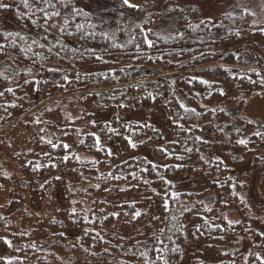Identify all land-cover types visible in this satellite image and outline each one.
<instances>
[{
  "label": "trees",
  "instance_id": "trees-1",
  "mask_svg": "<svg viewBox=\"0 0 264 264\" xmlns=\"http://www.w3.org/2000/svg\"><path fill=\"white\" fill-rule=\"evenodd\" d=\"M103 1L110 4L107 9L92 11L77 0H51L60 16L46 22L41 9L48 14L53 9L43 0H28L30 8L22 0H0V19L11 26L0 29V132L19 113L31 110L19 121L34 146L20 155L27 157L21 163L24 172L49 176L50 185L65 168L75 183L90 181L94 195L151 190V229H143L146 212L141 201L113 205L94 198L86 219L82 209L69 204L59 210L64 219L60 214L45 217L31 230L12 232L18 203L12 198L0 206V232L10 236L14 254L6 256L8 240L0 236V264H180L187 240L202 242L216 261L203 259L197 251L185 264H262L264 198L252 203L249 186L244 187L214 155L210 141L199 136V123L236 155L264 148V122L229 115L224 108L236 101L241 106L246 97L264 92V23H254L248 10L224 13L214 23L167 7L170 22L154 27L156 13L150 4ZM221 85L230 87L233 96L224 99ZM176 89L188 101L186 106L178 101ZM152 91L166 102L174 131L171 141L154 146L166 164L155 166L142 155L113 164L105 143L114 130L124 155L133 143H156L160 135L147 122H100L95 129L91 113L83 110L84 98H90L94 108L115 105L124 110L138 92L146 112ZM57 94L70 95L49 99ZM75 107L78 116L68 118L66 113ZM190 172L207 187L173 191V180ZM242 175L264 176L263 158L254 155ZM4 178L0 174V181ZM66 225L77 235L66 236ZM54 242L66 246L69 261L50 250Z\"/></svg>",
  "mask_w": 264,
  "mask_h": 264
},
{
  "label": "rangeland",
  "instance_id": "rangeland-1",
  "mask_svg": "<svg viewBox=\"0 0 264 264\" xmlns=\"http://www.w3.org/2000/svg\"><path fill=\"white\" fill-rule=\"evenodd\" d=\"M77 3L81 7L92 11L107 9L110 6V4L103 0H77ZM127 3L134 6H140L145 3L150 4L152 10L156 13L154 27L158 25L164 27L170 22V16L165 13L167 7L168 9L171 7L184 9L193 20L197 18L209 19L214 23L224 13L234 14L238 11L248 10L253 14L254 23L258 21L264 23V0H128ZM8 28H11V26L5 20L0 19V29L6 30ZM198 76L210 81L217 80L214 76L203 74H198ZM221 90L224 99H229L234 94L233 90L225 85H221ZM78 93L81 94L80 92ZM69 95L57 94L49 99L59 100ZM175 95L183 106L188 104V101L181 95L178 89H176ZM243 101L241 106L238 104V101L231 104L225 103L224 108L226 109V113L229 115L237 113L243 119L264 122V92L258 91L252 96L246 97ZM73 109L66 113L70 119L76 118L79 114L78 108L75 107ZM83 110L91 113V122L95 129H97L100 122L112 121H116L117 124L132 121L137 123L147 122L157 129L161 138L160 141L156 143H133L135 146L127 155L122 153L117 133L114 130L108 136L105 143L106 149L112 157L113 164L135 155L144 156L155 166H164L166 164L165 158L158 156L154 151V146H163L164 143L171 141L174 137L173 128L167 121L169 109L161 95L154 91L150 93V106L146 112H143L141 109L138 92L132 95L128 108L124 110H118L115 105L94 108L90 102V98L87 96L84 98ZM30 111L19 113L0 132L2 134L0 139V174L5 177L4 182L0 181V206L6 205L12 198H16L18 202L11 218L10 229L12 232L31 230L34 226H38L45 217L54 218V216L60 214L59 210L69 204L72 207L82 209L84 211L83 217L86 219L88 213L91 211L94 198L104 200L113 205L115 203L141 201L142 207L146 212L143 229L144 231L151 229L153 218L152 211L149 208L151 190L145 189L142 193L123 194L121 196L111 193L94 195L89 190L90 181L84 184L78 181L75 183V178L65 168L56 173L55 181L50 185L46 181L49 176L30 175L24 172L21 168V163L27 161V157L20 155L33 150L34 146L29 133L19 124V121L24 119ZM199 126L202 129L199 136L210 141L214 155L219 157L226 166L230 167L233 171L232 173L239 176L241 181L244 182V187L249 186L247 188L250 191L247 190V192L249 191L252 203L257 205L261 203V200L264 198V176L257 177L256 175H252L254 176L252 177L242 174L250 169L251 159L254 155H260L264 160V148L259 149L257 152L248 150L236 155L227 149L224 144H221L207 134L205 127L201 123H199ZM2 142H5L7 145L5 148L2 147ZM4 149H6L8 154L9 152L11 153L9 154L10 156ZM77 156L89 158V155L86 153H77ZM206 187L204 180L193 172L184 173L173 180V191L175 192L200 191ZM242 197H246V192L242 193ZM92 216L93 213H90L91 218ZM59 217L64 219L61 214ZM227 218L230 221H236L235 215L227 214ZM62 232L70 238L77 235V231L68 225L63 227ZM0 236L8 240L9 247L6 256L11 257L14 254V244L10 240V236L7 232H0ZM49 248L63 262L69 261V252L65 245L54 242L49 245ZM197 251H199L203 259L216 261L214 253L205 248L202 242L187 240L180 264H185L189 254Z\"/></svg>",
  "mask_w": 264,
  "mask_h": 264
},
{
  "label": "snow or ice",
  "instance_id": "snow-or-ice-1",
  "mask_svg": "<svg viewBox=\"0 0 264 264\" xmlns=\"http://www.w3.org/2000/svg\"><path fill=\"white\" fill-rule=\"evenodd\" d=\"M40 0H37V3H39ZM43 2L49 7V8H52L53 11L48 14L46 9H41V11H44L45 12V15L43 17V19L47 22L49 21L50 19L54 18V17H59L60 16V12L58 11H55V6L51 3V0H43ZM128 0H125V3H127ZM22 3L24 4V7L25 8H30V5L28 4V0H22ZM69 22L68 20H65L64 21V24L67 25ZM208 23H211V21H209ZM53 27H56L55 25H53ZM78 28H81L82 26L81 25H77ZM65 29H61V31H64ZM8 35H11V34H8ZM7 39V37H6ZM21 39H23V37H21ZM147 42V41H146ZM151 46V45H149ZM4 48V45H0V49H3ZM27 51H31V48H28ZM27 82V81H26ZM8 91H12L11 88L8 89ZM0 95H3V93H0ZM49 143H51V141H49ZM131 143V142H130ZM239 143L241 144H244L245 141L241 140L239 141ZM135 145H133L134 147ZM65 148H68V145H64ZM165 207L167 208V204H165ZM137 215H139V213H137ZM162 231V230H161ZM6 243H9L8 241H5ZM257 259H261L259 256L257 257ZM165 264H167V262H165ZM262 264H264V259H262Z\"/></svg>",
  "mask_w": 264,
  "mask_h": 264
}]
</instances>
